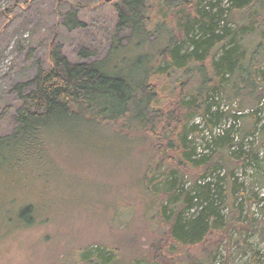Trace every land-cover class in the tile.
I'll list each match as a JSON object with an SVG mask.
<instances>
[{"label": "trees", "instance_id": "obj_1", "mask_svg": "<svg viewBox=\"0 0 264 264\" xmlns=\"http://www.w3.org/2000/svg\"><path fill=\"white\" fill-rule=\"evenodd\" d=\"M202 1L118 0L103 58L82 46L72 63L55 48L47 69L39 67L31 81L14 87L20 105L15 129L0 136V166L14 160L12 149L39 148L53 129L70 125H99L138 139L148 156L138 183L154 215L143 248L136 245L131 255L118 245L71 246L54 264H213L220 248L230 253L232 234L239 239L256 227L241 219L233 172L256 161L258 149L245 148L250 131L243 132L245 120L257 123L258 112L243 115L237 107L221 109V103L236 105L235 98L246 93L257 105L263 99L258 96L264 76L257 66L264 3L226 0L222 9L220 1ZM77 14L65 15L67 30L84 26ZM254 38L248 56L245 45ZM195 118L200 122L193 123ZM229 120L238 122L237 131L231 122L219 127ZM126 209L132 214L118 219L131 224L124 226L129 230L139 209ZM31 213L28 206L19 215L26 226L34 221ZM260 236L264 240L262 227Z\"/></svg>", "mask_w": 264, "mask_h": 264}, {"label": "rangeland", "instance_id": "obj_2", "mask_svg": "<svg viewBox=\"0 0 264 264\" xmlns=\"http://www.w3.org/2000/svg\"><path fill=\"white\" fill-rule=\"evenodd\" d=\"M117 1L0 0V136L10 135L16 127L15 110L20 102L14 87L31 81L39 67L47 69L55 48L72 63L79 61L76 56L82 46L97 50L95 59L104 57L116 24L113 5ZM209 1H220L222 9L228 7L226 0H203L201 4ZM257 1L258 5L264 3ZM72 10L77 11V20L84 26L69 31L63 20ZM256 44L254 38L245 45L248 56ZM258 49L263 56L257 69L264 76V41ZM262 89L258 99H263L258 105L253 94L247 93L235 98L236 105L221 103V109L237 107L243 115L258 112L257 123L245 120L243 132L250 131L244 143L245 148L252 144L258 149L256 161L233 172L241 219H250L256 227L239 239L232 234L230 253L220 248L213 264H264V240L260 236L264 228ZM232 121H223L219 127L227 129V123H235ZM199 122L198 118L193 120ZM233 126L235 130L238 122ZM68 128L53 129L39 148L12 149L14 160L9 158L0 166V264H54L73 246L92 249L98 243L123 246L131 255L137 253L136 245L143 248L149 235L145 227L152 224L148 218L154 215L153 204L138 183L148 157L145 145L99 125ZM214 131L218 133L217 128ZM251 198L259 204L250 202ZM28 206L34 221L26 226L19 215ZM133 207L139 209L137 221L126 230L124 226L131 224L118 217L132 214L126 208ZM155 222V226L159 224Z\"/></svg>", "mask_w": 264, "mask_h": 264}]
</instances>
